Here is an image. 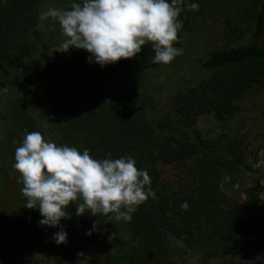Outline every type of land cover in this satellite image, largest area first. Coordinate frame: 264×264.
<instances>
[{"label": "trees", "instance_id": "obj_1", "mask_svg": "<svg viewBox=\"0 0 264 264\" xmlns=\"http://www.w3.org/2000/svg\"><path fill=\"white\" fill-rule=\"evenodd\" d=\"M40 1L0 0V90L30 83L39 71V66L27 69L24 64L34 57L38 43L43 44ZM72 2L68 1L69 9ZM191 2L199 3L198 11L187 8ZM219 17L229 43L212 48L193 64L188 74L199 78L174 93L167 114L150 117L151 98L140 97L135 86L154 64L151 43L134 58L105 67L95 63V72L80 60L66 72L44 77L15 111L24 133L42 130L49 141L81 152L88 149L97 160L108 153L113 159L132 157L138 169L148 171L156 196L142 203L130 222L109 220L111 213H85L76 216L70 227L68 239L76 243L102 242L117 233L128 236L115 250L103 246L100 264H186L187 251L196 254L200 264H208L229 255L240 234L251 230L259 233L263 244L257 257L224 261L264 264V185L260 184L264 172L248 164L244 137L207 138L196 126L201 115L220 120L235 115L248 90H264V0H239L238 5L231 0H186L174 46L196 20ZM234 40L240 42L232 44ZM79 50L87 57L85 50ZM84 75L90 79L82 82ZM44 92L49 94L48 102L37 106ZM168 165L179 168L177 181L164 177L161 167ZM243 168L257 172L245 191L247 199H229L220 188L221 172ZM183 202L189 205L186 211ZM68 212L75 213L76 205H70ZM94 222L99 230L86 235ZM2 258L0 250V264H5ZM59 264L79 262L65 259Z\"/></svg>", "mask_w": 264, "mask_h": 264}, {"label": "rangeland", "instance_id": "obj_2", "mask_svg": "<svg viewBox=\"0 0 264 264\" xmlns=\"http://www.w3.org/2000/svg\"><path fill=\"white\" fill-rule=\"evenodd\" d=\"M68 1L41 0L38 5V17L41 12L49 8L69 9ZM231 1L236 5L239 3V0ZM39 24L41 22L38 19ZM39 28L43 44L38 43L34 57L24 64V68L27 69H30L33 64L39 66L38 73L30 83L23 82L7 91H0V250L2 260L5 264H59L65 259L79 261L81 258L77 256V253L82 251L90 258L88 263L100 264L101 248L108 246L115 250L120 242L128 239V236L125 233H117L110 235L102 242L90 243H76L67 238L66 243L57 245L52 240V236L59 229L40 226L38 221L42 217L39 212L24 207L26 198L21 193L23 184L18 182L19 173L13 168L15 150L26 135L21 131L15 118V111L23 97L31 98L44 77L49 78L52 74L66 72L72 64L80 60L92 69L91 72L96 70L95 63L88 62L89 53L86 57L81 55L79 49L74 48L67 53L55 51L65 39L58 23L49 19ZM233 42L237 44L240 41H231L232 44ZM228 43L224 38L221 17L196 20L184 30L181 42L176 46L182 48V54L169 64L154 63L143 77L135 82L140 97L151 98V109L148 115L157 118L169 113L174 93L178 89L195 83L200 76L188 74L193 64L203 60L212 48ZM84 76H80L82 82L90 79ZM46 93L44 92L37 99V106L48 102L49 94ZM239 104L240 110L235 115L224 120L212 115H201L198 117L196 126L207 138H216L220 134L244 137L248 164L258 172H264V90L254 88L248 90ZM39 132L45 140H48L42 130ZM161 168L164 177L170 181H177L178 176L181 175L179 168L175 165ZM256 175L257 172L244 168L233 173L223 170L220 180L221 191L229 199L244 201L247 199L245 191L253 184ZM76 220L75 213L71 214L70 218L62 219L63 230L68 233ZM258 237L259 233L254 230L240 234L235 250L224 257L209 260L208 264H227L224 260L228 258L255 259L263 245ZM184 256L186 264H200L197 255L191 251L184 252Z\"/></svg>", "mask_w": 264, "mask_h": 264}, {"label": "clouds", "instance_id": "obj_3", "mask_svg": "<svg viewBox=\"0 0 264 264\" xmlns=\"http://www.w3.org/2000/svg\"><path fill=\"white\" fill-rule=\"evenodd\" d=\"M6 2V0H4ZM186 0H82L70 9L49 8L39 14V21L51 19L60 25L65 39L55 51L67 53L82 49L89 53L88 62L101 67L121 59L137 56L151 43L153 63L169 64L182 54L177 48L178 32ZM199 3H187V8L199 10ZM0 91H7L3 89ZM13 168L22 182L25 208L35 209L42 217V227L58 228L52 240L67 242L62 219L70 218L68 208L76 205V216L88 213L108 215L109 220L130 222L132 214L156 193L150 187L146 169H138L132 157L112 158L108 153L102 160L93 158L88 149L58 145L45 140L39 131L26 132L15 150ZM264 185V179L260 180ZM189 207L181 204L183 210ZM98 222L86 231L91 236L98 231ZM79 264H88L89 257L78 252Z\"/></svg>", "mask_w": 264, "mask_h": 264}]
</instances>
